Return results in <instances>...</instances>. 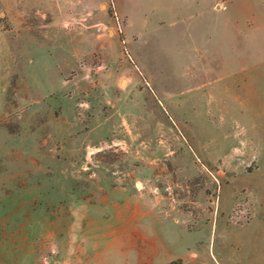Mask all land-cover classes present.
Listing matches in <instances>:
<instances>
[{
    "label": "rangeland",
    "instance_id": "obj_1",
    "mask_svg": "<svg viewBox=\"0 0 264 264\" xmlns=\"http://www.w3.org/2000/svg\"><path fill=\"white\" fill-rule=\"evenodd\" d=\"M0 264H264V0H0Z\"/></svg>",
    "mask_w": 264,
    "mask_h": 264
}]
</instances>
